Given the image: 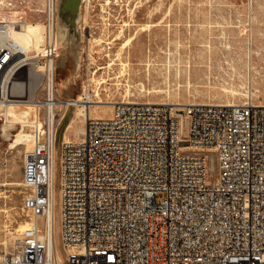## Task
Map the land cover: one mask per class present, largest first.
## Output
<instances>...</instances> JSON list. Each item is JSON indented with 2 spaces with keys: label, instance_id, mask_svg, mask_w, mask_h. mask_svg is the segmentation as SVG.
<instances>
[{
  "label": "built area",
  "instance_id": "obj_1",
  "mask_svg": "<svg viewBox=\"0 0 264 264\" xmlns=\"http://www.w3.org/2000/svg\"><path fill=\"white\" fill-rule=\"evenodd\" d=\"M55 1L38 9L43 47L28 50L9 35L27 18L5 19L0 0V102L7 73L24 74L34 80L38 111L22 168L21 210L31 221L0 250V264H264V102L248 97L184 107L120 100L111 116L87 119L78 140H62L59 262L49 217L53 147L68 100L57 94Z\"/></svg>",
  "mask_w": 264,
  "mask_h": 264
},
{
  "label": "rangeland",
  "instance_id": "obj_2",
  "mask_svg": "<svg viewBox=\"0 0 264 264\" xmlns=\"http://www.w3.org/2000/svg\"><path fill=\"white\" fill-rule=\"evenodd\" d=\"M43 3V0H5L4 17L17 21L19 15L42 26L44 13L38 9L43 8ZM77 17L81 31L79 46L73 37L66 48V63L62 62L65 49H59L56 70L59 96L75 98L88 83L93 97L97 89L103 100L113 103L123 99L225 103L243 100L249 86L264 90V0H81ZM133 34L134 43L121 50V44ZM107 49L110 55L106 54ZM77 50L81 51L79 68H76ZM68 77L70 81L62 87L59 82ZM99 77L104 81L97 84ZM10 78L6 99H33L31 76ZM111 109L112 105L99 104L91 106L89 114L104 116ZM5 120V110L0 109V250L6 245L10 247L20 233L14 229L22 221H28L21 210L22 168L28 147L24 144L13 147L15 136L4 137ZM66 123L71 125L65 133L76 138L84 127L83 115H78L75 107L69 108L58 129L55 238L63 260L65 249L57 205L61 140ZM17 132L11 130V134ZM156 196L159 201L166 198L164 192Z\"/></svg>",
  "mask_w": 264,
  "mask_h": 264
},
{
  "label": "bare ground",
  "instance_id": "obj_3",
  "mask_svg": "<svg viewBox=\"0 0 264 264\" xmlns=\"http://www.w3.org/2000/svg\"><path fill=\"white\" fill-rule=\"evenodd\" d=\"M56 1L58 2V5L55 6V10L58 11V17H57V23L55 25V35H56L58 45L65 49L63 51L64 56L62 58V62L66 63V61H67L66 48L68 47V45H70L72 43L73 37H75V39H76V43H75L76 46H79V44H80V33H81V31L79 30V28L77 26V24H78L77 15H78V10H79L80 4H81V0H56ZM5 19H9V18H5ZM9 20L15 21L12 19H9ZM42 24L43 25L41 26V24L39 22H36V21H24L21 24V26H15V27L11 26L10 31H9V35H10L11 39L16 41L20 45L24 46L28 50H40L43 47V44L45 41V34H46V30H47L45 23L42 22ZM135 39H136V35H134V34L130 35L121 44L120 49L122 50V49H127L128 47L130 48V46L134 43ZM74 51H75V49H74ZM105 51H106V54L110 55V49L109 50L107 49ZM80 53H81V51L77 50V52H76V68L80 67V60H79ZM118 53H120V52H118ZM11 76H12L11 73L8 72L6 77H5V83H4L5 100L3 102H0V109H4L5 114H6V120L2 124V131H3L4 137L6 136L9 138L10 136H15L14 140L11 142V145L13 147H16L17 145H20V144L26 145L28 147V149H26V151H25V153H26V152L30 151L32 149V146H33V141H32V137H31V132L29 129L28 121L30 120L31 117H35V116L38 117V111L36 110L34 99H31V100L13 99V98H7L6 99V94L9 92V89L11 87L10 82H9V80L11 79L10 78ZM101 77H99L100 79H96L97 84H100L102 81H104V79H101ZM69 81H70V78L68 77L66 79H63V81H60L59 83L61 85L63 83L68 84ZM11 83H13V82L11 81ZM23 83H25V82H23ZM89 85H90L89 83L86 84V86L84 85L85 87H84L83 93L79 94L74 99L67 98L68 104L66 106V111H68V109L71 107H75L76 113L78 115H83L84 127L80 130L79 135L76 138H70L67 136V134L65 132L71 124L66 123L64 128H63L64 134H63L62 140H66V141L78 140L82 136V133L85 130V124H86L87 119H89L90 117H94V116H91L89 114V112H90L89 110H90L91 106H98L99 104L102 106H111L112 105L111 113L108 115H104V117L112 115L114 103H116L117 101L113 103L112 101H109V100H103L97 89H96V94H95L96 97H93V95L89 91V89H90ZM62 87H64V86L62 85ZM57 89H58V87H57ZM247 97L249 99L252 98L253 102H255V103H263L264 102V90H261L258 88L256 89V88H253L252 86H249L247 94L245 95V98L243 100H238V101H233V102H225V103L224 102H212V101H207V102L206 101H201V102L197 101V102L198 103L236 104V103L244 102L247 99ZM7 100L9 102H6ZM122 101L136 102L139 100H129V99L125 100V99H123ZM145 102H149V103H170V102H150V101H145ZM189 103H196V101L189 102ZM189 103L183 104L181 102H171L170 104L179 105L180 107H184L185 105H187ZM20 105H25V107L22 108ZM99 117H102V116H99ZM73 119L74 118H72L71 120H73ZM75 120H77V119H75ZM61 123H62V121L59 123V126ZM18 125H20V127L17 128ZM59 126L57 128L56 140H55L54 147H53V164H52L53 199H52V208H51L49 219H50L51 227L53 228V232H54L55 252L57 253V258H58L59 262L62 263V261H64V260L61 258L60 254L57 250V244H56V238H55V223H56L55 222L56 221L55 220L56 219V217H55V207H56L55 206V184H56L55 152H56V146L58 145V141H59V135H58L59 134V130H58ZM13 129H17L18 132L16 134H11V130H13ZM23 161H24V159H23ZM209 171H211L215 175L217 174V164H216V159H215L214 155L210 156ZM21 184H22V181H21ZM36 219H37V221H40V222L43 221L44 222V216H42V215L36 217ZM30 221L31 220L28 218V221L27 220L22 221L16 227V229H14L17 232L20 231L19 236L22 233V231L29 225ZM60 226H64V218H60ZM15 240L13 241V243L10 246H12L15 243ZM5 243H7V242H5ZM5 247H6L5 250L10 249V247L7 248V245Z\"/></svg>",
  "mask_w": 264,
  "mask_h": 264
}]
</instances>
